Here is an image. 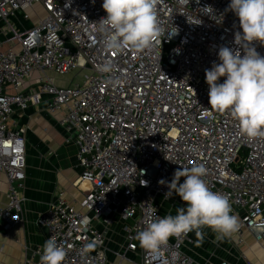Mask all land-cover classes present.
Returning <instances> with one entry per match:
<instances>
[{"label": "built area", "instance_id": "built-area-1", "mask_svg": "<svg viewBox=\"0 0 264 264\" xmlns=\"http://www.w3.org/2000/svg\"><path fill=\"white\" fill-rule=\"evenodd\" d=\"M102 3L0 0V171L9 182L0 227L9 235L24 221L26 129L13 115L44 102L49 112L62 114L66 141L75 145L76 184L89 185L79 207L59 188L38 215L47 240L55 237L65 249L63 264H106V234L97 223L110 225L114 216L124 222L127 249L140 255L139 264H191L184 246L192 232L170 238L155 253L140 246L137 234L153 212L165 216L159 199H179L175 193L165 199L169 189L159 181L170 183L178 168L194 164L205 165L212 191L229 197L239 219L235 244H244L248 232L264 250V138L249 140L230 113L211 110L205 80L221 46L239 48L235 34L242 29L227 10L230 0H160L162 42L118 54L108 52L94 30L106 16ZM36 5L44 16L30 28L12 23L17 13L27 20ZM208 6L212 13L205 12ZM252 46L264 56V44ZM109 60L114 72H101ZM75 70L82 81L57 84V75ZM34 73L36 83L27 87ZM42 252L37 247L21 264H40Z\"/></svg>", "mask_w": 264, "mask_h": 264}, {"label": "clouds", "instance_id": "clouds-1", "mask_svg": "<svg viewBox=\"0 0 264 264\" xmlns=\"http://www.w3.org/2000/svg\"><path fill=\"white\" fill-rule=\"evenodd\" d=\"M159 3L160 0H103L106 16L94 22V30L103 34L104 48L118 54L126 48L143 51L161 43ZM204 10L213 12L210 6ZM227 10L238 17L242 32L235 34L234 42L239 48L221 46L219 63L213 62L205 70L209 108L230 113L238 122L241 135L249 140L264 138V56L252 46L253 41L264 44V0H230ZM114 70L110 60L100 67L103 73ZM207 171L204 164H194L190 168H178L170 183L159 181L162 185L167 183L169 189L164 198L175 193L184 206L178 207L175 215L159 217L153 212L146 227L137 234L142 248L155 253L170 238L190 232L201 238L199 243L204 228L211 229L220 239L238 230L239 219L232 214L229 197L209 188L204 179ZM65 256V249L57 244L55 237H50L43 245L40 264H63Z\"/></svg>", "mask_w": 264, "mask_h": 264}, {"label": "crops", "instance_id": "crops-1", "mask_svg": "<svg viewBox=\"0 0 264 264\" xmlns=\"http://www.w3.org/2000/svg\"><path fill=\"white\" fill-rule=\"evenodd\" d=\"M6 47L5 44L3 48ZM37 77L38 73H34L26 86L35 84ZM61 118V113L49 112L44 102L37 106L30 105L13 115V120L26 129V176L22 203L24 221L9 230V235L0 227V264H21L24 259L33 256L37 247L44 245L48 232L39 224L38 215L54 203L59 188L65 189L68 200L77 207L86 195L89 185L86 182L76 184L81 171L76 167L75 145L66 141L68 131L60 123ZM8 187L7 176L0 171V207L8 202ZM159 202L164 214L166 201L159 199ZM120 221L114 216L110 225L97 223V227L106 234V264H139L140 255L127 249L125 224ZM244 239L245 243L238 246L233 236V248L222 252V260L233 264H254L252 254L254 260L259 258L257 262L261 264L264 260L262 247L248 232H245ZM188 244H185L184 251L190 256L191 264H219L217 258L212 260L201 255L192 256L186 250ZM254 246L259 247L261 252L257 256Z\"/></svg>", "mask_w": 264, "mask_h": 264}, {"label": "rangeland", "instance_id": "rangeland-1", "mask_svg": "<svg viewBox=\"0 0 264 264\" xmlns=\"http://www.w3.org/2000/svg\"><path fill=\"white\" fill-rule=\"evenodd\" d=\"M29 18L25 20L23 18V15L21 13H17L16 15H13L11 17L12 23L17 25L19 28H28L32 23L35 21L37 22L41 17L44 16V11L42 8L38 5L34 6L29 11ZM35 22V23H36ZM5 39L4 35H0V40ZM82 81V73L77 74V71L71 72L69 75L66 76H56V82L57 84L61 85H70L72 82L76 81ZM183 202L179 199H174L171 201H166L164 204V208L166 209L164 214H176V209L178 207H183ZM121 222V221H120ZM192 241L187 245L186 250L192 255V256H198L201 255L203 258H211L212 260L218 259V262L222 261V252L227 251L228 249H232V243H233V236L232 234L229 236L224 237L223 239H218V236L216 233H214L209 228H204L202 230V242L200 241V237H197L195 232H192ZM258 246V245H257ZM254 246V252L257 255H259L261 252L259 250V247ZM252 256V262L254 264H260V262H257L259 260H254L253 255Z\"/></svg>", "mask_w": 264, "mask_h": 264}]
</instances>
